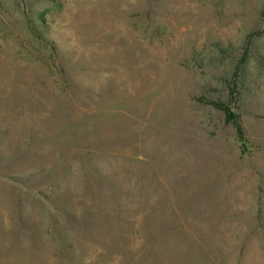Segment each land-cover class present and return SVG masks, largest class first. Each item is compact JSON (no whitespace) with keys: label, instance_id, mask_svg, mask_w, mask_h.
<instances>
[{"label":"rangeland","instance_id":"374dc122","mask_svg":"<svg viewBox=\"0 0 264 264\" xmlns=\"http://www.w3.org/2000/svg\"><path fill=\"white\" fill-rule=\"evenodd\" d=\"M0 264H264V0H0Z\"/></svg>","mask_w":264,"mask_h":264},{"label":"trees","instance_id":"16d2710c","mask_svg":"<svg viewBox=\"0 0 264 264\" xmlns=\"http://www.w3.org/2000/svg\"><path fill=\"white\" fill-rule=\"evenodd\" d=\"M236 127H237V130H238V133H239L240 135H242V127H241V125H240L239 123H237V124H236Z\"/></svg>","mask_w":264,"mask_h":264}]
</instances>
